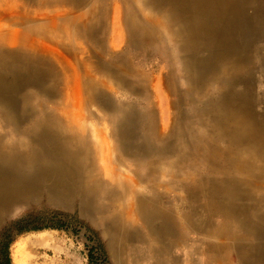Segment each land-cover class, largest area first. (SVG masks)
Here are the masks:
<instances>
[{
  "label": "bare ground",
  "instance_id": "1",
  "mask_svg": "<svg viewBox=\"0 0 264 264\" xmlns=\"http://www.w3.org/2000/svg\"><path fill=\"white\" fill-rule=\"evenodd\" d=\"M108 1L0 0V218L44 198L50 204L76 206L81 216L98 219L117 257L133 242L139 243L134 227L138 221L162 244L151 249L150 264H177L169 247L181 240L184 227L230 237L241 260L259 256L264 249V109L256 112L253 95H233L230 90V84L241 80L238 74L248 68L241 65L246 57L231 55L232 40L247 38V16L252 15L246 12V0H140L151 12L143 11L141 17L133 10L139 0H114L113 27L119 22L128 27L126 53L141 63L158 53L168 67L156 85H150L149 75L120 52H113L110 61L89 44L82 48L90 41L98 45L104 41L97 34L107 27ZM12 8L15 12L9 13ZM203 49L207 55L196 57ZM174 50L177 54L172 56ZM176 65L183 75L177 76ZM70 70L76 75L73 99H84L78 116L94 100L115 113V137L120 149L133 158L138 169L134 177L150 181L167 175L173 166L160 160L170 156H176L174 164L186 170L197 169L191 176L195 188L187 187L188 212L179 217L164 205L163 192L154 186L142 194L127 183L112 181L109 175L117 174L113 167L101 171L96 163L101 149L91 145L84 125L74 122L73 106L64 103L70 80L61 81ZM102 71L109 81L99 78L97 72ZM178 80L186 83L184 90ZM244 82L249 85L251 79ZM120 85L146 106L157 85L166 96L174 95L173 125L158 126L150 107L137 127L134 111H124L125 106L107 95L120 90ZM95 133L107 137L102 130ZM136 137L143 142L131 150ZM188 147H193L191 155L186 153ZM214 214L222 221L213 224ZM165 251L167 260L160 256ZM18 253L15 250V258ZM141 259L143 253L134 261Z\"/></svg>",
  "mask_w": 264,
  "mask_h": 264
},
{
  "label": "rangeland",
  "instance_id": "2",
  "mask_svg": "<svg viewBox=\"0 0 264 264\" xmlns=\"http://www.w3.org/2000/svg\"><path fill=\"white\" fill-rule=\"evenodd\" d=\"M108 2L110 5L108 6V10L106 8L107 17L105 20L107 27H105L106 29L103 30V32L97 34L105 38L104 41L102 39V43L99 45L91 41L88 43L85 41L87 44L84 43L83 45L79 41V44H81L82 48H85V46L89 44L94 50L101 52L105 60L110 61L113 59V52H120L126 59H132L133 65L136 68L141 69L149 75L150 85L154 83L156 85L157 81H160L158 78L161 76L164 77L163 75L168 71L166 63L162 61L158 53L149 54L145 58L146 62L144 63H141L139 58L135 59L133 55L126 53L128 51L130 52L129 43L127 42L128 27L122 22H119L117 27H113V25H116L113 24V19L114 13L117 11L113 7L114 0H109ZM8 3L10 4L9 6L12 5L10 2ZM138 4L139 5L133 7V10L135 12L137 11L140 17L143 11H145L146 14L151 13L142 5L140 0ZM245 5L248 7L246 10L247 14L252 15L251 18L247 16L248 19L245 26L247 38L246 40H232L235 46L232 49L231 55L233 58L238 55L246 57V60H244V63L241 65H246L248 68L242 70L241 72L243 73L241 75L238 74L242 76V78L239 82L237 81L235 85L232 86L230 84V90L233 89V95H253L255 103L254 108L257 110L256 112H260V109H264V0H246ZM63 8L62 5L59 7V9ZM30 9L32 10V8ZM122 11L121 9L120 12ZM8 12L14 13L15 9H8ZM31 14L33 15V13ZM112 48L116 50H112ZM176 54L177 51L175 50L171 53L172 56ZM206 55L207 52L205 49L199 50L198 53L195 54L196 57H204ZM116 65L119 66L118 63H116ZM179 70L180 65H176V71L178 72H176L177 76L178 74L183 75ZM97 75L99 78L109 81V77L103 71L97 72ZM101 76H103V78ZM142 76L146 77L144 74H142ZM246 78L251 79L249 85H246L244 82ZM66 79L70 80V91L66 89L70 93L68 94V98L64 100V103H69V105L73 106L75 110L72 111L75 115L74 122H76L77 125H84V129L89 133L91 145L101 149L100 154L96 156V163L98 167L100 166L101 171L105 173L109 167H113L117 174L109 175L112 181L127 183L128 187L132 188V190H136L142 194L148 193L149 187L154 186L159 190V193L163 192L161 194H163L164 205L177 213L179 217L188 212L191 208L189 206L190 201H188L187 187H194L192 185L193 180L191 176H196L197 169L192 170L186 166V170L183 165L180 166L177 162L174 164L173 159H175L176 156H170L160 160L164 164L173 166L172 171H166L167 175L155 176L150 181L137 179L136 176L134 177L138 169L134 166L133 158L129 153L127 154L125 151L124 153L120 149L118 140L115 137L116 126H114L112 122V116L115 113L101 106L99 100H94L88 102L85 106L88 110L84 109L83 116L79 117V108H81L82 103H84V99L83 96L81 97V102H76L73 99L76 75L72 70L66 75L63 74L61 83H64ZM111 80L113 79L110 77V81ZM111 82L109 83L112 84ZM115 84L119 85L118 82H114L112 85L115 86ZM177 85L182 90L186 87V83L182 80H178ZM211 87L214 89L216 87L215 83ZM119 88L120 90L117 89V91L111 92H108L110 89L105 90L109 93L107 95L111 99L120 103L121 108L123 106L126 107L124 111H134L135 115L133 120L136 121L137 127L141 125L143 120L141 114L143 112L145 114L148 110L147 108L150 107L155 109V120L158 126L162 127L163 125L164 127L168 126V128H170L171 125H173L172 122L177 115L176 108L171 106V104L174 103L172 99L175 100V97H173L174 95L169 94V96H166L167 93L165 89L163 90V88L161 89L160 86L157 85V91H154V93L150 95L151 104L146 106L144 101L130 90L127 88L122 89L121 85ZM28 90L35 91V88L29 86ZM40 94L44 93L41 92ZM157 95L161 101L156 98ZM186 110L184 109V111ZM124 111H122L123 115L126 114ZM90 113H94L95 116H91ZM156 113L158 114L156 115ZM116 114H120V112ZM185 125L186 124H184V126ZM96 129L104 131L107 135L106 139L99 138L95 133ZM190 138L193 139L197 137L190 134ZM192 141L194 142V140ZM141 142H143V138L136 137L133 144L134 147L131 150L137 148L139 145L138 143ZM192 150L193 147H188L186 152L188 153L187 155H191ZM196 161L198 164L202 160ZM200 167V170L203 171L204 167L202 164ZM139 170L143 172V167L141 166ZM169 175L172 178H170ZM129 177L133 179L131 180ZM130 193L127 192L125 194L130 197ZM175 196L178 197V200H174ZM41 199L38 202H31L15 207L8 214L0 218V252L3 243L11 239V243L8 247L11 264H120V261L122 262L121 264H150V262L153 261L151 260V249H154L153 247L159 249L158 246L162 245L153 240L144 224L138 221L134 223V227L139 232V243L133 242L130 246L131 248H125V250L119 252L117 257L118 252L115 254L116 251L110 248L108 236L98 219L92 220L81 216L76 206L63 207L50 204L44 198ZM196 210L200 211L198 204ZM18 221L21 222L18 223ZM220 221H222V219L218 214H214L211 217V222L213 224ZM179 222L183 223L182 219H179ZM21 227L27 230L18 233L17 229ZM43 239L44 241H42ZM209 244H211V246L216 244L217 248L209 247ZM231 246L230 237L226 235L216 237L207 235L203 231L187 230L186 227H184L181 240L177 241L176 244L169 248L171 249L170 253L176 256L177 264H264V249L259 256L254 255L248 259L241 260L237 252L232 250ZM15 250L20 252L16 258ZM142 253L144 260L141 259L142 261L139 260L135 262L136 256L139 258L142 256ZM162 254H164L163 258L165 260L170 257L167 251L160 253L161 257ZM133 257L135 258L133 259Z\"/></svg>",
  "mask_w": 264,
  "mask_h": 264
},
{
  "label": "trees",
  "instance_id": "3",
  "mask_svg": "<svg viewBox=\"0 0 264 264\" xmlns=\"http://www.w3.org/2000/svg\"><path fill=\"white\" fill-rule=\"evenodd\" d=\"M20 222L21 221H18V223ZM26 230L27 229H23V227H21L17 229V232L22 233L23 231H26ZM10 243H11V239L5 241V243H3L2 245L1 252H0V264H11L10 257H9V251H8V247Z\"/></svg>",
  "mask_w": 264,
  "mask_h": 264
}]
</instances>
